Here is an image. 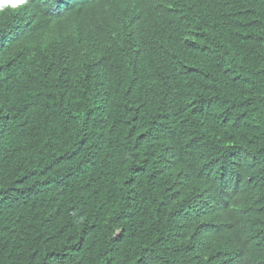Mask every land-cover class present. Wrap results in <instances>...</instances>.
Returning <instances> with one entry per match:
<instances>
[{"label":"trees","instance_id":"trees-1","mask_svg":"<svg viewBox=\"0 0 264 264\" xmlns=\"http://www.w3.org/2000/svg\"><path fill=\"white\" fill-rule=\"evenodd\" d=\"M0 264H264V0H0Z\"/></svg>","mask_w":264,"mask_h":264},{"label":"clouds","instance_id":"clouds-1","mask_svg":"<svg viewBox=\"0 0 264 264\" xmlns=\"http://www.w3.org/2000/svg\"><path fill=\"white\" fill-rule=\"evenodd\" d=\"M28 2L29 0H17V2L14 3H7L9 4L12 11H17L24 8L28 4Z\"/></svg>","mask_w":264,"mask_h":264},{"label":"snow or ice","instance_id":"snow-or-ice-1","mask_svg":"<svg viewBox=\"0 0 264 264\" xmlns=\"http://www.w3.org/2000/svg\"><path fill=\"white\" fill-rule=\"evenodd\" d=\"M5 2L14 3L17 2V0H5Z\"/></svg>","mask_w":264,"mask_h":264}]
</instances>
